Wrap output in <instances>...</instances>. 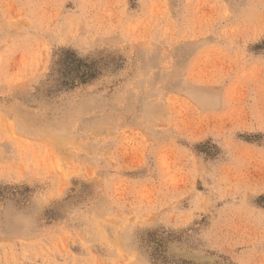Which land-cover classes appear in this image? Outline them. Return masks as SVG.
Segmentation results:
<instances>
[{"label": "rangeland", "instance_id": "obj_1", "mask_svg": "<svg viewBox=\"0 0 264 264\" xmlns=\"http://www.w3.org/2000/svg\"><path fill=\"white\" fill-rule=\"evenodd\" d=\"M0 264H264V0H0Z\"/></svg>", "mask_w": 264, "mask_h": 264}]
</instances>
